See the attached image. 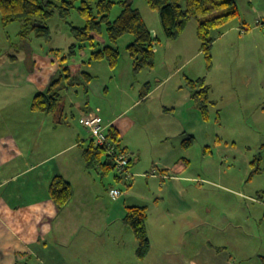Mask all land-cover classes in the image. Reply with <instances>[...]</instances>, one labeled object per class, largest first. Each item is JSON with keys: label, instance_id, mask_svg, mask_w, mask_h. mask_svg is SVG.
Listing matches in <instances>:
<instances>
[{"label": "crops", "instance_id": "crops-1", "mask_svg": "<svg viewBox=\"0 0 264 264\" xmlns=\"http://www.w3.org/2000/svg\"><path fill=\"white\" fill-rule=\"evenodd\" d=\"M45 23L51 30L50 23ZM148 27L158 38V31ZM234 29L248 31L241 19L225 28L214 42ZM20 30V22L5 26L0 20V264H238L237 260L245 264L252 256L264 262V245L261 250L259 244L261 237L264 241V187L256 184L245 190L246 183L262 172L254 176L249 173L240 189L222 187L232 194V200L225 202L223 197L218 207L204 206L202 220L199 206L182 198L173 185V181L189 179L182 176L188 164L183 173L162 171L170 170L177 156L189 163L195 141L206 144L211 139L209 126L208 132H200L206 119L193 106L190 91L181 89L182 80L176 78L178 68L171 71L167 66V73L158 72L171 60L168 57H186L194 42H180L173 52H167V43L161 50L156 47L155 65L137 73L154 83L146 92L138 89L137 96L121 97L119 103L124 97L131 103L119 110H114V101L108 107L104 104L110 93L106 79L115 81L119 75L116 67L111 68L105 60L89 64L92 78L88 90L80 87L85 95L99 98L100 106L91 108L85 102L78 112V123L98 108L101 120L118 133L120 146L137 152L131 161V165L137 161L136 174L159 180L160 191L171 186L167 204L146 203L142 197L139 202L128 194L119 200L120 195L111 193L114 188L108 190L114 201L105 202L99 200L102 175L95 168L85 167L83 130L68 124L65 107L53 113L31 108L34 96L57 76L58 62L51 50L62 47L46 46L33 33L23 38ZM131 74L132 64L123 75L130 80ZM112 89L127 92L119 82H114ZM154 93H159L160 103L152 108L142 105ZM211 104L214 102L208 107ZM140 105L138 112L129 114ZM207 112L209 116V108ZM164 138H171L172 143L163 145ZM184 143L189 145L184 147ZM143 153L153 160L150 170L142 169ZM211 153L209 148L203 151ZM54 176H61L72 187V196L61 210L48 195ZM261 183L264 185V180ZM132 206L147 210L150 249L143 258L137 256L133 232L123 220L126 209Z\"/></svg>", "mask_w": 264, "mask_h": 264}, {"label": "rangeland", "instance_id": "rangeland-1", "mask_svg": "<svg viewBox=\"0 0 264 264\" xmlns=\"http://www.w3.org/2000/svg\"><path fill=\"white\" fill-rule=\"evenodd\" d=\"M130 1L139 10L147 25L153 26L158 31L159 41L156 42L158 50H161L167 43L169 46L167 52H173L180 42L190 44L194 42V47L186 57H168L171 60H167L166 65L159 68L158 72L161 74L167 73L165 68L167 66H170L171 71L178 68L176 78L182 80L181 89L185 91L189 90L185 83L187 77L204 76L205 83L209 86L208 98L214 104L209 107L210 114L203 127L200 128V132L209 131L211 139L206 144H203V141L199 139L195 141L191 154L188 156V166L185 168L184 173V170L181 172L183 173L182 176L189 179L178 182L173 181V185L177 186L178 191L183 195L182 198L199 206L200 216L203 220L204 206L209 208L218 207L223 197H225V202L232 200V194L225 193L221 188L240 189L243 180L245 178L247 180L248 174L251 173L252 165L250 164L255 159H259V173L262 172V175L254 177L250 184L247 182L245 190L256 184L264 187L261 183L264 180V0H236L241 19L248 27V31L241 33L234 29L230 34L213 42L210 67L207 66L203 53L199 51V40L195 29L196 23L193 19L187 22L183 37L178 36V38L169 39L162 31L157 11L150 9L146 0ZM120 10V5L115 4L110 17L115 18ZM47 21L51 26V39L49 41L41 39L42 44H46V46L53 45L56 48L62 47L60 49L63 51H66L75 42L70 31V25L82 26L84 24V20L78 14L76 8L72 9L66 19H61L55 14L54 19L50 17ZM131 39L132 35L125 34L117 41L120 55L115 70L119 72V75L115 81L110 82L106 79L109 82L110 93L104 104L108 107L114 101L116 106L114 110L121 109V105L125 107L131 103L126 97L119 103L121 97L130 94L137 96L138 89L141 93L146 92L147 88L154 83L152 78L150 80L141 79L142 75L140 74H131L130 80L124 76L128 73L129 65L131 67L132 64L131 57L125 49L126 44ZM105 42H107V39H105ZM89 53L90 49L86 48L84 53H77L71 59L75 63L81 62L87 59ZM95 62L92 61V64ZM89 64H84L82 69L87 72L90 71ZM157 68L155 67V70ZM105 77L107 78V76ZM114 82L121 83L127 89V92L122 94L118 90L112 89ZM76 89L77 93L75 92ZM62 94L65 98L62 105L66 109L68 124L70 123L73 128L77 126L79 130H83V145H86L89 133L87 129L78 123V112L81 111L85 102L91 108L100 106V99L91 93L85 95L80 86L63 89ZM177 94V96H180V93ZM158 95L159 93H154L149 96L142 105L150 108L158 105L160 103L157 99ZM192 104L194 106L195 102ZM140 107L141 105L132 109L129 114L132 115L138 112ZM195 107L197 106L195 105ZM208 126L207 131L206 127ZM170 139L164 138L163 145L172 143ZM158 146L155 145V147ZM207 147L212 152L211 154H203V151L208 149ZM127 150L131 155V159L134 160L137 152L133 148H127ZM179 158L177 156L175 161ZM260 159H262V162ZM140 161L142 169L147 167L148 170L151 169L153 160L150 156L143 153ZM136 164L137 161L132 165L130 163L127 178L121 176L116 180L114 178V174H118L116 168L103 175L100 178L103 185L99 183V200L114 201L108 195V190L114 188L121 191L119 200H123L125 197L122 196L128 194L139 199V202L143 199V201L150 204L155 201H162L167 204V194L171 186L166 185V190L164 192L160 191L161 183L159 180L153 181L145 174L143 176L136 174ZM181 187H184L185 192ZM259 244L260 248L264 245L262 237L259 239ZM257 247L259 248V246ZM260 255H262V252H260ZM183 261L186 262V259ZM236 262L239 264V260ZM245 264H264V262L262 259L252 256L251 260Z\"/></svg>", "mask_w": 264, "mask_h": 264}, {"label": "trees", "instance_id": "trees-1", "mask_svg": "<svg viewBox=\"0 0 264 264\" xmlns=\"http://www.w3.org/2000/svg\"><path fill=\"white\" fill-rule=\"evenodd\" d=\"M146 3L150 9L157 11L162 31L169 39L177 38L190 19L195 21L196 36L208 67L211 65V47L214 40L233 22L241 20L236 0H146ZM115 4H119L121 10L115 18H111L110 13ZM73 8L83 18L84 24L70 25L75 42L66 51L51 50L58 62V74L51 79L43 92L34 96L31 108L35 111L56 112L64 102L62 90L65 88L82 85L84 90H88L87 85L92 76L82 69L84 64L105 60L111 68H115L120 55L116 43L125 34L132 35L125 49L132 60L133 74L155 65L153 44L159 40L153 36L141 13L130 0H0V20L5 26L15 21L20 22V36L23 38L33 33L37 38L49 40L51 30L45 23L47 19L55 14L66 19ZM86 48L90 49L87 59L73 62L71 58L77 53H84ZM185 83L195 105L207 119L210 100L205 77L185 78ZM108 135L120 146L118 133L113 128H108ZM184 144V147L189 145ZM82 155L85 167L99 170L102 176L115 169L112 155L104 147L97 146L91 138L84 145ZM187 164L188 160L179 158L170 170L162 171L178 173ZM251 165L250 176L260 172L259 159L253 160ZM116 178L121 177L117 174ZM48 195L58 210L63 209L72 196L70 182L61 176H54L48 187ZM123 220L133 232L137 243V256L145 257L150 249L146 208L128 207ZM16 264L27 263L19 261Z\"/></svg>", "mask_w": 264, "mask_h": 264}, {"label": "built area", "instance_id": "built-area-1", "mask_svg": "<svg viewBox=\"0 0 264 264\" xmlns=\"http://www.w3.org/2000/svg\"><path fill=\"white\" fill-rule=\"evenodd\" d=\"M153 50H156V44H153ZM99 109L95 108V114L84 115L81 119V125L87 129L89 138H91L97 146L104 147L106 151L112 155L115 168L118 175L127 178L128 167L131 163V155L127 148L117 145V142L108 135V126L99 117ZM112 194L119 196L121 191L113 189Z\"/></svg>", "mask_w": 264, "mask_h": 264}]
</instances>
